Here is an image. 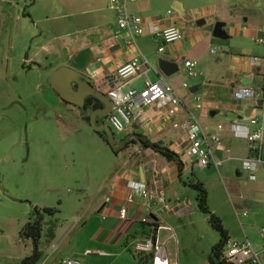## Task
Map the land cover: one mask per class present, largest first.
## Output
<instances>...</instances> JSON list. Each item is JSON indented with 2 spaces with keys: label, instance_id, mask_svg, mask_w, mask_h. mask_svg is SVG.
Instances as JSON below:
<instances>
[{
  "label": "rangeland",
  "instance_id": "rangeland-1",
  "mask_svg": "<svg viewBox=\"0 0 264 264\" xmlns=\"http://www.w3.org/2000/svg\"><path fill=\"white\" fill-rule=\"evenodd\" d=\"M55 1L38 0L33 7L29 0H0V141L6 144L4 154L7 158L0 162V264H22L18 260L21 248L18 240L25 225L38 219L39 216L35 213L37 209L41 211L47 207L58 210L52 216L42 212L44 221L53 229L64 226L69 229L74 224L75 215V208L68 203L69 198L81 194V185H86L89 180L111 177L113 170L121 164L119 155L81 118L78 109L75 108L72 114L66 115L65 105L59 103L52 106L53 103L51 105L45 101L46 95L53 94L50 79L56 71L52 72V68H30L26 64L32 43L38 41L39 38L35 37L40 34V27L33 22L32 17L45 19L47 14L44 7L55 5ZM156 1L159 2L157 6H153L154 9H164L161 3L163 0ZM178 1L189 15L195 11L212 15L214 17L206 19L207 22H223L227 25L226 30L242 25L250 17L248 25L254 23L253 18L259 24L264 22L262 0ZM166 12L167 10L163 15ZM178 26L182 31L186 28L182 21ZM229 36L227 40L214 39L223 45L229 56L264 58V45H258L247 37L244 30L236 27ZM212 47L205 42L199 47V58L187 60L195 59L199 65L207 67V73L213 67L218 68L212 84L207 83L200 94L222 103V98H219L221 89L230 87V82L241 83L245 75L233 70L227 60L221 61V56L212 55ZM152 51L155 54V46ZM154 56L153 61L157 65L159 56ZM177 63L180 71L173 78H186L183 63ZM65 67L76 70V65L72 62ZM251 78L253 86H259L260 78L257 73L250 75L249 79ZM258 101L246 99L235 104L240 110L254 109V116L264 118V105L258 107ZM33 102L41 103V114L32 115ZM18 109L21 110L27 127L24 134L28 132L31 136L25 137L24 142L19 125L12 127L9 119ZM218 118L224 123L229 122L223 115ZM14 128L18 130L19 136L14 142H9L7 138ZM129 134V130L125 129L123 132H116L115 136L125 138ZM241 148L244 151V145ZM3 150L0 149L1 154ZM32 150L37 153L31 159L29 157ZM122 155L123 152L120 153ZM194 169V175L184 181L190 187L189 192L195 195L198 216L168 222L175 239L167 243L166 248L171 252L173 250L177 263L210 264L212 249L221 240L220 232L211 226L208 215L200 209L198 192L190 185L192 182L203 184L208 194L209 213L221 219L224 230L232 238L242 241L248 239L256 249H260L262 239L259 232L264 228L263 170H259V180L251 182L248 173L242 169V162L233 159L220 166L219 171L213 167L201 169L197 165ZM238 171L241 176L237 175ZM89 228H74L68 240L60 245L59 238L53 239L45 232L40 240L39 250L47 255L55 253L48 264H66L67 261L77 264H106V260L97 255V246L89 239L92 232ZM52 243L57 247L55 251ZM30 245L33 258L35 248L32 242ZM128 253L125 256L129 262L117 258L112 259L110 264H136L131 251Z\"/></svg>",
  "mask_w": 264,
  "mask_h": 264
},
{
  "label": "crops",
  "instance_id": "crops-1",
  "mask_svg": "<svg viewBox=\"0 0 264 264\" xmlns=\"http://www.w3.org/2000/svg\"><path fill=\"white\" fill-rule=\"evenodd\" d=\"M29 1L33 7L38 3V0ZM158 2L156 0H130L128 1V9L140 15L147 23H153L161 28L173 25L179 27L178 23L181 21L185 23V30H181L183 39L168 46L161 55L157 52L152 54V48L155 45L152 41L153 30L149 24L145 27V33L137 38L139 50L127 46L128 36L118 28L116 10L111 7L110 0H56L55 5L51 4L52 6L44 7L47 14L45 19L32 17L33 22H36L35 24L40 27V34L35 37L36 39L39 38L38 41L32 43L31 54L26 64L30 68L45 70L52 68V72H54L68 66L72 62L76 65L75 69L77 72L80 71L87 75L91 79L92 84L104 93H108L113 87L121 84L117 74L119 66L127 60V57L137 55L139 51L147 58L148 64L143 65V73L131 80L124 87V90L136 89L142 91L145 88L146 79L156 81L160 74L164 75L159 69L160 61L172 62L177 65V62L183 63L186 78L178 80L173 78V76L168 78L164 75L182 99L180 112L172 117L154 106L138 104L134 108L133 121L126 128L130 134L136 133L147 136L150 142L154 144L162 143L163 147H167L178 154L183 162L182 169H179L176 162L166 160L153 149L142 147V142L131 139L129 143L135 140L137 144H131L125 150L123 149L124 151L121 150L116 153L117 156L119 155L118 158L121 164L113 170L111 177L89 180L86 185H81L79 191L81 194L69 198L68 203L75 208L72 227L68 229L64 226L53 229L45 221L43 222L44 230L42 235L46 232L53 239L59 238V245L68 240L74 228L84 229L90 227L89 229L92 232L89 239L92 244L97 246L96 253L99 257L106 260V264H110L112 259L117 258L123 259L124 262H129L125 255H129L128 252L130 251L131 257L138 264L132 249L136 242L148 238L147 235L150 234L153 228L149 224H153V222L158 223V241L165 251L168 263L178 264L174 258L173 250L171 252L166 248L167 243L175 239V235L172 233L173 229L168 225V222L179 220L183 217L198 216L195 195L189 192L190 187L184 180L185 178L189 179L190 175H194L196 165L201 169L206 170L213 167L219 171L220 166L227 162H232L233 159L240 163L242 162L243 169V163L249 156V144L246 139L236 137L233 134L231 125L236 121L246 124L248 123L246 118L249 117L244 116V110L246 109L240 110L236 106L235 103L242 100L234 98V93L245 87L264 91V62L260 66L252 67L249 63L250 57L244 59L229 56L225 49L224 54L214 56H221V61L227 60L233 70L244 74L245 77L241 83L234 84L230 82V87L221 89L219 98H222V103L217 102L212 97L208 98L200 94V91L207 87V83L212 84L218 68L213 67L207 73V67L199 65L200 63L195 59H190L198 62V68L202 74L196 78H189L186 73L185 62L188 61L187 58H199V47L205 42L213 46L212 48L214 46L223 47V45L215 42V37L211 32L207 31L205 27H199L196 24L200 19L208 20L214 16L205 15L200 11H195V13L189 15L187 9L180 3L184 12H186V17H182L172 9L179 3L178 0H163L161 3L164 9L155 10L153 6H157ZM165 10H167V14L163 15ZM170 11L172 14H169ZM250 19L251 17L246 18L245 23L238 25L239 27L233 26L229 27V29L227 28V30L226 25L225 30L230 34L234 32V28H240L245 31L247 37L249 36L256 42L257 38L263 35L264 22L259 24L257 19L253 18L255 20L254 23L248 25ZM210 25H213L212 21H208L206 26ZM154 55L159 56L157 65L153 61L156 57ZM77 72L68 71L73 77L78 76ZM254 73H257L260 78L259 86L255 87L253 86V79H249L250 75ZM183 83H187L188 88L184 87ZM209 89L212 94L211 86H209ZM196 96L202 98V109L197 108ZM248 99H257L259 100L258 103L262 101L264 105V96ZM40 104L33 102L34 108L31 109L33 116L43 112V108L39 107ZM49 104L52 105V103ZM54 104L57 105L59 102L54 100L52 106ZM250 110L251 108L247 109L246 113H249ZM212 112H214L213 116L211 115ZM253 112L250 117H257L253 115ZM190 114H194L197 117L207 134L220 135L221 144L214 148L215 161L219 164V168L215 165L202 168L197 164L196 158L189 155L190 145L186 133L182 128L175 127L174 124L184 122ZM222 115L224 119L229 120L228 123H224L218 118ZM9 119L12 122V127L19 125L22 132L20 133L22 142L25 141V137L29 138L30 134L28 132L24 134V130L27 131V127L24 125L25 119L20 109L14 111L13 116H9ZM219 125L223 127L222 131L218 130ZM18 136V130L14 128L7 138L8 140H6L14 142ZM0 143V149H4L2 154L0 152V162H4L7 160L4 154L6 144L2 141ZM241 145H244V151H241L243 149ZM121 152H123L122 156H120ZM31 153L29 158L32 159L37 152L35 153V150H32ZM191 164L192 167H190ZM45 165L47 166V164ZM260 169L263 170V168ZM237 175L241 176L242 174L238 171ZM258 180L257 174L255 182ZM134 182L146 184L150 190L165 194L167 207L162 214L157 215V212L162 209V205L156 201L149 203L145 199L139 198L133 204L128 202L129 184ZM124 207L129 208V219L126 221L120 218V210ZM155 219H158V221ZM238 219L240 220L239 217ZM227 233L230 239H234L228 231ZM234 240L242 242V240L236 238ZM18 241L21 247L18 253V260L23 263L31 259L33 252L30 243L32 241L21 239ZM247 241L249 240L247 239ZM51 246L54 251L57 249L54 243ZM34 252L35 256L36 249ZM87 252L90 251L87 250ZM54 256L55 253L47 255L44 251H41V258L36 264H48ZM56 256L58 257L59 255Z\"/></svg>",
  "mask_w": 264,
  "mask_h": 264
},
{
  "label": "built area",
  "instance_id": "built-area-1",
  "mask_svg": "<svg viewBox=\"0 0 264 264\" xmlns=\"http://www.w3.org/2000/svg\"><path fill=\"white\" fill-rule=\"evenodd\" d=\"M128 1L130 0H110L111 7L116 10L117 26L128 36L126 41L127 46L138 49L137 38L145 33L147 24L152 27V41L156 46V52L160 55L166 51L168 46L183 39V34L179 27L173 25L161 28L155 26L153 23H147L140 15L128 9ZM262 6L264 9V0H262ZM169 14H172V12L170 11ZM256 42L264 45V32L262 36L257 38ZM210 52L213 55L224 54L225 48L214 47ZM263 62V58H249V63L252 67L260 66ZM144 64H148V60L139 51L137 55L127 57V60L117 70L121 84L113 87L108 92V97L113 103V111L108 117V122L114 132H123L132 123L134 108L138 104L154 106L172 117L177 115L182 108V99L168 82L167 78L161 74L156 81L146 79L144 83L145 88L142 91L136 89L124 90V87L131 80L143 73ZM185 68L189 78H196L202 74L196 61H186ZM183 86L188 88L187 83H183ZM263 96L264 91H257L250 87L241 88L234 93V98L237 100L261 98ZM195 100L197 108L202 109V98L196 96ZM246 120L248 121L246 124L240 121L232 123L231 131L236 137L246 139L249 144V156L243 163V169L249 174L250 181L255 182L259 169L263 168L264 170V118L252 116L246 118ZM174 126L180 127L185 131L190 145L189 155L196 158L197 164L200 167L208 168L211 165H215L219 168V164L215 161L214 156L215 146L220 145L222 141L219 134H207L194 114H190L184 122L175 123ZM218 130L222 131L223 127L219 125ZM129 188V203L133 204L139 198H143L149 203L156 201L162 205V209L157 212V215L162 214L163 210L167 207L166 196L163 192L150 190L146 184L136 182L129 184ZM120 218L123 221L129 219L128 207L120 210ZM259 236L262 239L260 249H256L247 240L241 242L229 239L225 248V260L229 264H264V228L260 230ZM133 250L136 253L153 254L154 264H169L165 251L158 241V237L157 239L148 237L145 240L136 242ZM65 263L77 264L72 261Z\"/></svg>",
  "mask_w": 264,
  "mask_h": 264
},
{
  "label": "water",
  "instance_id": "water-1",
  "mask_svg": "<svg viewBox=\"0 0 264 264\" xmlns=\"http://www.w3.org/2000/svg\"><path fill=\"white\" fill-rule=\"evenodd\" d=\"M172 9L177 12L180 16L186 17V12H184L180 3H177ZM199 27H205V29L213 34L215 38L221 40L229 39V35L225 30L226 24L223 22H219L210 26L207 25V21L205 19H200L196 22ZM159 69L162 73L170 78L179 72V67L177 64L167 61L159 62ZM68 71L70 70L67 67H62L58 69L50 79V84L54 91L65 101L72 104L75 107L84 109L85 101L87 97H93L97 101H99L102 107L90 115V127L96 133H103L107 137V141L109 146L113 149L115 153L123 150L125 146L129 143L131 139L138 140L139 142H148L154 150H162L163 148L155 145L154 143L148 140L147 136L141 134H130L124 139L118 140L115 136L112 128L107 124H98V118H104L111 114V111L105 112L104 110L112 105V101L109 99L108 94H105L101 89L96 88L91 79L85 75L84 73L78 71L77 77L71 76ZM75 85L77 88L75 89ZM195 92V91H192ZM263 102L258 103V107H262ZM254 109H251L250 112L245 113V117H250ZM214 115V112L211 114ZM158 221V219H155ZM31 258L30 260H33Z\"/></svg>",
  "mask_w": 264,
  "mask_h": 264
},
{
  "label": "trees",
  "instance_id": "trees-1",
  "mask_svg": "<svg viewBox=\"0 0 264 264\" xmlns=\"http://www.w3.org/2000/svg\"><path fill=\"white\" fill-rule=\"evenodd\" d=\"M87 123H89V118L87 117L84 119ZM98 135L104 140L105 143L108 144L107 137L103 133H98ZM131 144H137V141L133 140L130 142ZM109 145V144H108ZM155 145L162 147V150H154L152 146L148 142H142L141 146L148 149H153L156 153H158L160 156L164 157L168 161H174L177 163L179 169H182L183 162L180 159V156L170 150L167 147H163L162 143H156ZM125 150V149H124ZM123 150V151H124ZM194 189L198 192V202L200 209L208 215V221L211 224V226L221 234V240L218 244H216L213 249L210 256V264H229L225 260V248L227 245L228 240L230 239L228 236L227 231L224 230L223 223L221 219L216 216L215 214L209 213L207 208V198L208 194L206 189L204 188L203 184L200 182H192L190 184ZM42 212L46 215H54L58 212L56 209L51 208H44L43 210L39 211L38 209L35 211V213L38 214V219L35 222L29 221L22 232L20 233V239L21 240H31L33 243L34 248L36 249V255L33 260H26L22 264H36L40 258H41V252L39 250V243L42 238L43 230H44V217L42 215ZM152 228V231L150 234H148V237H153L154 239H157L158 237V230L159 226L158 223L153 222V224H149ZM134 257L137 259L138 264H154V255L153 254H143V253H136L132 252Z\"/></svg>",
  "mask_w": 264,
  "mask_h": 264
},
{
  "label": "flooded vegetation",
  "instance_id": "flooded-vegetation-1",
  "mask_svg": "<svg viewBox=\"0 0 264 264\" xmlns=\"http://www.w3.org/2000/svg\"><path fill=\"white\" fill-rule=\"evenodd\" d=\"M51 85V84H50ZM51 87V86H50ZM77 88V85H75V89ZM51 90H52V93L53 94H50L49 96L46 95L45 96V101L47 103H53L54 100H56L57 102L65 105L66 107V115H70L72 114L73 112V109H78L80 111V116L81 118L84 120L86 119L87 117L89 118V123L88 125L90 126V115L91 113L95 112V111H98L102 105L99 101H97L95 98L93 97H87L86 98V101H85V106H84V109H81V108H78V107H75L73 106L72 104L68 103L67 101L63 100L55 91L54 89L51 87ZM105 94H108V93H105ZM51 96V97H50ZM105 112H109V111H113V103L111 106H109L108 108H106L104 110ZM108 117H104V118H98V124H108L109 125V122H108ZM85 121V120H84ZM110 126V125H109ZM118 140H121L122 138H117ZM130 146V143L126 145L125 148H128ZM124 148V149H125Z\"/></svg>",
  "mask_w": 264,
  "mask_h": 264
},
{
  "label": "bare ground",
  "instance_id": "bare-ground-1",
  "mask_svg": "<svg viewBox=\"0 0 264 264\" xmlns=\"http://www.w3.org/2000/svg\"><path fill=\"white\" fill-rule=\"evenodd\" d=\"M160 264V263H159Z\"/></svg>",
  "mask_w": 264,
  "mask_h": 264
}]
</instances>
